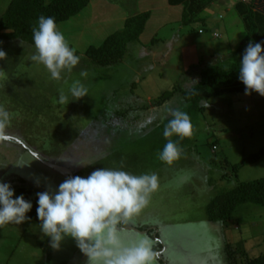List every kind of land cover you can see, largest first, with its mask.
Returning a JSON list of instances; mask_svg holds the SVG:
<instances>
[{"label":"rangeland","instance_id":"obj_1","mask_svg":"<svg viewBox=\"0 0 264 264\" xmlns=\"http://www.w3.org/2000/svg\"><path fill=\"white\" fill-rule=\"evenodd\" d=\"M9 1L0 0V18ZM179 6L171 7L167 0H91L80 15L58 25L80 57L60 80L30 61L34 46L0 42L6 53L0 61V106L10 114L0 126V181L9 183L15 196H21L20 188L33 191L37 201V193L54 192L69 179L50 165L68 167L73 176L82 177L121 164L136 175L155 173L157 191L125 226L149 236L154 251L157 233L168 234V247L156 251L155 264H203L209 256L230 264L228 243L233 258L241 262L264 254V208L242 206L227 224H211L207 208L239 183L264 178V158L233 172L244 158L264 148V97L226 94L200 113L190 112L180 94L154 106L175 89L194 87L205 70L231 66L228 35L212 37L213 29H223L202 22L184 25V7ZM144 11L152 13L146 30L140 42L128 46L122 62L103 67L88 59L91 46H101L125 28L129 17ZM202 27L206 33L200 35ZM82 71L88 75L82 77ZM76 80L87 87L88 96L71 101L69 89ZM61 93L69 95V104L59 103ZM174 109L190 116L193 134L170 138L182 152L169 164L158 152L167 143L163 130ZM113 119L120 120L121 130L106 125ZM26 215L22 224L0 226V264H88L71 238L59 250L52 249L40 221Z\"/></svg>","mask_w":264,"mask_h":264},{"label":"clouds","instance_id":"obj_2","mask_svg":"<svg viewBox=\"0 0 264 264\" xmlns=\"http://www.w3.org/2000/svg\"><path fill=\"white\" fill-rule=\"evenodd\" d=\"M203 32L201 29L200 34ZM212 37L221 39L220 29L213 30ZM32 39L35 51L30 61L43 65L51 79L60 80L64 70H71L79 64L80 57L59 30L54 17L39 16L32 28ZM5 58V51L0 49V61ZM238 73L246 95L255 92L264 97V45L249 43L239 62ZM80 75L86 77L88 73L82 71ZM69 94L71 101L79 100L88 96V89L76 80ZM71 101L69 95L61 93L59 96L61 104ZM204 102L208 108L209 103ZM169 115L171 118L163 130L167 143L158 152V158L170 164L182 152L179 144L170 138H190L193 125L184 111L169 110ZM9 118V112L0 106V126L5 125ZM123 167L121 164L120 168H98L86 177L68 176L69 179L54 192L37 193L39 228L49 238L52 249L59 250L62 242L71 238L88 258V264H155L157 253L152 239L122 230V226L125 227L126 221L140 214L149 204L159 187V178L155 173L136 175L123 170ZM14 196L11 185L0 181V226L19 225L28 219L26 214L31 211L32 203L22 195ZM203 264L220 262L216 256H209Z\"/></svg>","mask_w":264,"mask_h":264},{"label":"trees","instance_id":"obj_3","mask_svg":"<svg viewBox=\"0 0 264 264\" xmlns=\"http://www.w3.org/2000/svg\"><path fill=\"white\" fill-rule=\"evenodd\" d=\"M212 1L214 0H168V3L171 6L181 5L184 7L183 24L187 25L194 22L205 24L206 19L202 18L201 14L208 9ZM90 3L91 0H10L5 13L0 18V42L20 41L34 46L32 28L37 23L39 16L54 17L58 26L80 15ZM236 11L244 22L246 36L238 45L239 47L228 55L231 56L232 60L230 69L225 70L221 67L209 68L200 74V81L194 87L185 91L175 89L174 92L165 94L154 106L158 105L161 107L175 94H180L186 105L189 106L190 112L200 113L207 109L209 110V107L212 106L210 102L212 99L226 94L238 95L245 93V85L238 78L239 62L249 43H261L264 45V14L255 9L253 0H238ZM151 15L150 11H144L129 17L122 31L109 36L99 47L91 46L87 50L86 56L95 65L103 67L122 62L128 46L134 42H140ZM200 31L201 28L198 30V34H200ZM203 31L200 35L205 34L204 29ZM204 100L209 103L208 108L204 106ZM126 114L117 113L116 116L119 117ZM119 121L113 119L111 122H106V125L119 131L121 130ZM213 148H215L214 150L217 149L216 146H213ZM263 158L264 148H261L257 154L244 158L239 165L233 168V172L244 166L257 164ZM18 191L26 201H30L33 205L29 212L30 216L37 218V201L33 199V191L25 188H20ZM26 196H30V198ZM247 205L264 208V178L256 181L241 182L233 189L215 197L208 205L207 219L211 224H227L235 220V215L240 207ZM167 235L165 231L163 234L161 231L157 233L156 237L160 238L162 242L157 241L159 246L155 249V252L163 249L164 245L168 247ZM232 248L230 243L226 245V255L230 264H264V254L254 258L246 257L241 262L237 261L233 258L234 252H232Z\"/></svg>","mask_w":264,"mask_h":264},{"label":"crops","instance_id":"obj_4","mask_svg":"<svg viewBox=\"0 0 264 264\" xmlns=\"http://www.w3.org/2000/svg\"><path fill=\"white\" fill-rule=\"evenodd\" d=\"M253 1L255 2V9L264 14V0ZM237 2L238 0H214L207 9V15L202 16L206 19L205 24L217 25V27L223 29L222 38L228 35L229 40L226 44H230V47H227L229 51H233V48L239 45L246 36L244 22L236 11Z\"/></svg>","mask_w":264,"mask_h":264},{"label":"water","instance_id":"obj_5","mask_svg":"<svg viewBox=\"0 0 264 264\" xmlns=\"http://www.w3.org/2000/svg\"><path fill=\"white\" fill-rule=\"evenodd\" d=\"M49 167H51L54 170L60 172L61 174L67 175L69 177H73L72 172L66 167H60V166H54V165H50ZM122 229L125 230V231H130V232H133V230H134L133 228L123 227V226H122Z\"/></svg>","mask_w":264,"mask_h":264}]
</instances>
